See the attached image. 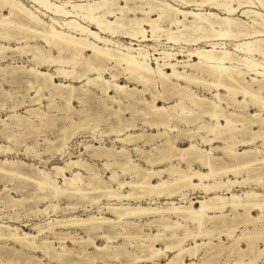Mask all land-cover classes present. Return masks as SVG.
<instances>
[{
  "label": "rangeland",
  "instance_id": "obj_1",
  "mask_svg": "<svg viewBox=\"0 0 264 264\" xmlns=\"http://www.w3.org/2000/svg\"><path fill=\"white\" fill-rule=\"evenodd\" d=\"M21 1L26 4V6L31 7L30 5L32 2L29 0ZM3 13L6 14L5 9ZM128 16L131 17L132 15L128 13ZM150 16L153 17L154 15L151 14ZM236 16H238V14ZM41 17L45 21L48 20L46 17ZM239 18L247 21L244 15L240 14ZM144 28L146 30L148 29L147 26H144ZM116 38L124 43L129 42V39L123 37ZM9 42L8 46H16L15 40ZM133 42L135 43V41ZM231 43L232 42H228V44ZM30 44H38L39 46H44L46 49L45 43L37 38L32 39ZM146 44L153 46L157 51L161 48L168 49L170 47L174 48V51H176L179 46H187V48L194 47L193 45H173L172 43H167L164 32L159 33L158 40H151L146 42ZM198 46L205 45L201 43ZM205 48L208 49L209 47L205 46ZM227 48L231 49L230 46ZM182 49L186 50L184 47ZM51 50L50 53H52V55H57L55 49ZM150 51L152 52L153 50L150 49ZM185 53L186 52H183L184 55ZM4 55L5 57L0 59V146L6 151L0 152V160L6 159L8 161L17 162L21 166L19 168L21 177L16 178L12 174L2 175L3 177H0V223L5 222L10 227L17 226L24 232L33 235L37 234L34 228L36 226H41L46 231H44L43 234L36 235V244L41 242L42 239L47 238L48 240H45L48 243H53L52 245L54 247L50 244L52 248V259H50L42 253L40 248H23L20 247L18 242L14 243L11 240H7L4 242L5 244H3L2 241H0V264H264V208L261 209L262 211L253 208L249 213H246V210L243 208L231 210L230 207H223L221 210L207 211V218H204V224L199 229L192 221L181 219V217L168 212L162 213L161 217L160 213L155 214L153 212H146L144 214L122 216L123 218L119 219L113 211L111 212V210H109L108 206L111 208L128 203L130 206L140 204L143 207L151 205L166 208L169 206L170 201L177 205H185L189 200H192L194 202L193 205L197 207V200L212 194L211 192H205L202 188H182L181 191L169 198L150 195V197L148 196L149 198L144 196L141 198L137 197L136 199H123L121 201L113 197H107L103 193L106 187L114 189L115 191L118 190L117 192L120 194H127L128 191L130 192L132 190L135 193H141L140 189L136 186H131V184L137 183L139 179L137 171L140 174L143 173L142 176H144L145 170H164L171 164L180 169H187V166H189L191 170L194 171H208L206 166L193 160V156L181 160L176 152H174L175 154L171 159L168 158L160 162L159 159L167 154L170 146L164 143L165 140L163 136L160 137L158 135L151 137V135H156L157 133L165 131L169 138L173 139H171V142L173 147L176 148L188 146L191 142L189 136H193L192 141L195 144L197 143L196 152H199V149L203 151L202 153H204V151H209L210 154L208 153V156L213 159L212 162L216 166L236 165V162H243L249 157L248 159L254 161V163L249 165L251 166L248 167L249 169H247V167L238 168V175H234L232 172L228 171L225 175L216 176V178H220L221 180L230 178L240 181L232 185L233 187L231 186L230 191L233 193L241 194L244 191L253 189V191L264 194V145L262 144L264 140L257 139L252 143L246 144L247 146L242 145L239 140L242 138L249 139L250 133L247 129L241 133L240 129L239 131L234 130V136L229 138L228 142L223 141L224 138L227 139V136H229L226 131H223L222 134L225 136L221 135L222 137L219 138L220 140L214 139L208 143L201 141L202 137H213V135L211 133L207 134L205 129L197 127L201 124L202 120L205 121V123H212L214 120L201 114L198 109L191 105L187 98L183 100L182 104L184 106L182 108L179 106L176 107L179 99L176 96H169L167 94L164 95L165 97L155 101L156 106L169 108L171 106L170 110L175 109V111H177L176 114L180 113L181 118H184L185 121L173 120L168 126L153 127L150 122H147L143 114L138 112V108L144 109L148 108L146 106H150L152 99L151 95L155 93L157 85L155 89L149 88L143 92L142 89L144 88L141 84L135 82L133 79H128L125 72H123L119 66L111 68V63L108 64V68L111 69H108V71L102 74L103 78L108 80L110 79V72L115 73L118 84L127 86V89L134 88V90H137L135 96L140 98L143 97L148 105L141 103L135 108V105L131 104L128 98H124V95H119V93L110 88L108 96L114 98L111 100L97 87L91 85V83H86L84 78L78 80L56 77L53 80L57 84L69 83L74 87V93H72L73 97L70 100V109H67L64 99L69 92L67 88H43L37 90L35 87H28L29 82L34 83V80L26 73L25 69L27 70L35 64L30 60L29 53H19L18 51H11L8 49L4 51ZM184 55H179L177 59L186 60L187 57ZM192 59L193 61H197L194 57H192ZM153 63L154 62L151 61V65L155 66ZM55 67L56 66L47 67V65L44 64L38 66V70L54 73ZM70 67V65H67L65 69H71ZM81 69V66L76 67L77 72H82L83 69ZM178 69L182 70V67H178ZM186 70L190 72L189 68H186ZM87 75L91 78L95 76L92 72H88ZM202 78L209 80L207 76H203ZM249 78V76L246 77L247 80H250ZM170 81L174 82L173 79ZM181 84L184 85V83ZM188 88L191 92L200 97L210 98L209 100L216 101L213 95L216 93V90L213 87H204L202 84H191ZM158 90H160L159 86ZM217 92L223 95L226 101L228 100L227 105L226 103L221 105H223L227 112H233V116H236L234 115L235 113H243L250 116L255 112H259L260 117L264 118V109L253 106L248 99L245 105L244 102L241 104H234V102L228 98L224 90L220 89ZM168 97L171 99H168ZM242 99L243 97L241 94H237L236 98H234V100L237 101H241ZM116 100H120V103L116 102ZM169 108H167V110H169ZM181 110H184V112L181 113ZM39 114L41 117L38 116ZM252 129L255 131L258 129V126L253 125ZM127 135L129 136V138L127 137L128 139L121 141L117 139L119 137L124 138ZM130 135H132V137ZM88 145L90 147L87 148L86 146ZM224 146L227 148L230 147L229 149L233 151L234 154H238L245 149H251L252 153L249 152L248 154L251 156L246 155V158L240 155L242 158L239 157L237 161L229 158L220 149ZM98 147H100V149L102 148L101 152ZM255 148L259 151L257 152ZM116 151H122L128 155L133 164L137 165L138 169L126 167L124 169V167L119 165L118 163L123 161V155L121 153H116ZM105 152H113L117 155L114 154L113 157L107 159L106 156H101V154ZM147 159H149L151 163L146 162ZM68 160H80L81 166L72 167L70 170L65 169L63 174L66 177H70L71 173L78 172L80 174V181L78 184L85 188V194H68L64 190L65 186L63 185L62 175L59 176V174L54 173L55 167L64 166L65 162ZM107 160L109 162H107ZM36 168L43 173H47L49 176L51 175L50 178L56 181L57 185L62 190H60L59 197H50L47 190H44L41 184L33 182L32 179L25 178L27 173L31 174V171L36 170ZM86 168H88V170H86ZM92 172L93 175L91 174ZM112 173H114L115 179L117 180H115L116 182L124 183L123 187L117 189L116 182L110 180ZM94 175L99 177L105 184L101 183L99 186L94 187L96 189H92L91 186H83L90 181L94 182L92 179ZM161 177L167 178L170 176H168L166 171H163L161 172ZM242 179L243 181H241ZM193 180L197 182L196 179ZM156 181V176L150 178V182L155 183ZM128 182L130 183L127 184ZM206 182L210 183L212 179H205L204 183ZM217 193L227 196V191L224 189L218 190ZM181 194L185 196L182 200L179 199ZM8 196L21 198L23 202L18 203L19 205L13 204L11 207L5 204V207L3 206V201H5ZM149 199L152 200L150 201ZM52 205H55L58 210L56 207L53 209ZM43 209L46 210L44 214L40 213ZM92 216H103L110 223L109 225L108 221L103 222V224L100 223L101 225L99 224V228L93 230L87 223L81 224L65 221L72 217H74V219H87ZM256 217L258 219H252ZM167 219L168 222H166ZM171 222H177L181 225H176V227H172L173 229L164 227V224ZM57 224H59V226ZM200 230L202 232L206 231L208 234L199 235L194 238L191 236H184L186 233L198 232ZM146 235H155V237L149 238L148 240ZM107 238L108 240H106ZM149 242L153 243L152 245L155 248L164 249L161 255L159 254L149 258L151 254V252L147 250V246L150 245ZM195 244H197V246H195ZM167 245L176 246L168 250L165 248ZM104 247L106 249H104ZM98 248L101 250H98ZM180 248H182V252L177 255ZM17 249L18 251L16 252ZM102 251L105 253L101 254ZM52 253L55 254L53 255ZM57 255H59V257ZM89 256L91 259H89ZM174 257L175 259H171ZM56 259H58V261Z\"/></svg>",
  "mask_w": 264,
  "mask_h": 264
},
{
  "label": "bare ground",
  "instance_id": "obj_2",
  "mask_svg": "<svg viewBox=\"0 0 264 264\" xmlns=\"http://www.w3.org/2000/svg\"><path fill=\"white\" fill-rule=\"evenodd\" d=\"M29 1L32 2L30 5L31 7L26 6V4H24L21 0H0V59L5 57L4 51L8 49L11 51H18L19 53H29L30 60L36 65L34 64V66H31L27 70L25 69L26 73L34 80V83L29 82L28 87H35L37 90L43 88H67L69 90L67 93L68 95L67 97H63L65 99L67 109H70V100L73 97L72 93H74V87L69 83L57 84L53 79L56 77L78 80L84 78L86 83H91V85L97 87L107 96L109 95L108 91H110V88L119 93V95H124V98H128L130 100L129 102L135 105V108H137V106L141 103L148 105L147 102L144 101L143 97L140 98L135 96V94H137V90H134V88L127 89V86L118 84L115 73L110 72V79L108 80L103 78L102 74L105 71H108V64L111 63V68L114 66H119L120 69L125 72V75H127L128 79H133L135 82L141 84L144 88L142 89L143 92L149 88L155 89L157 85L155 93L151 95L152 99L150 106L148 105L146 106L148 108L144 109L138 108V112L142 113L147 119V122H150L153 127L157 128L158 126H168L170 122H173V120H179L181 122L183 120L185 121L184 118H181L180 113L176 114L177 111H175V109L170 110L171 106L170 108L156 106L155 101L165 97L164 95L167 94L169 96H176L179 99L178 103L176 104L177 106L175 105L176 107L179 106L182 108L184 106L182 102L185 98H187L191 105L198 109L201 114L214 120L212 123H205V121L202 120L201 124L197 127L205 129L207 134L211 133L213 135V137H202L201 141L208 143L214 139H219L222 137L221 135H223V131H226L229 136H227V139L224 138L223 141L228 142L229 138L234 136V130L239 131L240 129L241 133L245 129H247L250 133L249 139H243L241 136L242 139H240L239 142L242 145L252 143L257 139L264 140V118L260 117L259 112H255L250 116H247L243 113H235L234 115L237 117L233 116V112H227L223 105H221L223 103H226L227 105L228 100L226 101L225 98H223V95H220L217 92L220 89L224 90L228 95V98L231 99L234 104H241L244 102L245 105L248 99L249 102L251 101L253 106L259 109H264V0ZM4 9L6 10V14L3 13ZM128 13L132 16L129 17ZM151 14L154 16H150ZM237 14L238 16H236ZM240 14L244 15L247 21L239 18ZM41 16L46 17L48 20L45 21ZM144 26H147L148 29L146 30ZM160 32L165 33L167 43H172L173 45H193L194 47L187 48V46H183L186 49L184 50L182 49L183 47L179 46L177 47L178 50L176 51H174V48L172 47L168 49L161 48L157 51L153 46L147 45L146 42L158 40ZM116 37L129 39V42L124 43ZM34 38L44 42L46 49L44 46H39L38 44H30V41ZM11 40L16 41V46H8L10 43L9 41ZM133 41H135V43ZM228 42L232 43L228 44ZM201 43H204V45L209 48L206 49L205 46H198ZM228 46H230L231 49L227 48ZM51 49H55L57 55H52V53H50L52 51ZM150 49L153 51L151 52ZM183 52H186L185 55ZM179 55H184L187 57V59L179 60L177 59ZM192 57L196 58L197 61H193ZM151 61L154 62L153 64H155V66L151 65ZM44 64H46L47 67L56 66L55 70L53 71L54 73H47L45 71L38 70V66ZM67 65H70L71 69H65V66ZM77 66H81L83 69H81L82 72L76 71ZM178 67H182V70H179ZM186 68H189L190 72H188ZM88 72L94 73L95 76L92 78L89 77L87 75ZM203 76H207L209 80L202 78ZM247 76L250 77V80L246 79ZM171 79H173L174 82H171ZM181 83H184V85ZM191 84H202L204 87H213L216 90V93L213 94L216 101L209 100L210 98L207 99L205 97H200L191 92V90L188 88V86ZM158 86L160 87V90H158ZM237 94L242 95L243 99L241 101L234 100ZM108 98L111 100L114 99L112 96H108ZM169 98L170 97H168V99ZM119 101L120 100H116V102L120 103ZM167 108H169V110H167ZM183 112L184 110H181V113ZM38 116L41 117L40 114ZM253 125L258 126V129L254 131L252 129ZM158 135L160 137L163 136L165 140L164 143L169 144L170 146L167 154L159 159L160 162L168 158L171 159L175 154L174 152H176L181 160L186 159V157L193 156L194 159H192L201 163L203 166H206L208 171H194L191 170L189 166H187V169H180L173 164L169 165V167L165 168L164 170H145L144 176H142L143 173L140 174L137 171V176L139 179L137 183L131 184V186H136L138 189H140L141 193H135L132 190L130 192L128 191L127 194H120L117 192L118 190L115 191L114 189H109L106 187V190H103L104 195L110 198L113 197L118 201L123 199H136L137 197L141 198L144 196L150 197V195H156L157 197L165 196L169 198L181 191L182 188L186 187H190L192 189L202 188L205 192H211L212 194L197 200V207L193 205L194 202L192 200H189V202L185 205H177L176 203L170 201L169 206L166 208L151 205L143 207L140 204L130 206L128 203L120 204L119 206L111 208L108 206L109 210H111V212L113 211L119 219L123 218L122 216H132L144 214L146 212H153L155 214L160 213L161 217L162 213L168 212L181 217V219L192 221L197 226V228L200 229L204 224V218H207V211L221 210L223 207H230L231 210L243 208L246 210V213H249V211H251L253 208L257 210L264 208V194L261 192L253 191L252 189L250 191H244L241 194H236L231 192L230 188L232 185L239 183L240 181L227 177L225 180L216 178V176L218 177L225 175L228 171L232 172L234 175H238V168L247 167V169H249L248 167H251L249 165L254 163L253 160L248 159L249 157L246 158V155H250L248 153L251 152V149H245L238 154H234V152L229 149L230 147L227 148L224 146L220 149L229 158L237 160L240 155H243L246 160L239 163L235 161L237 163L236 165L216 166L212 162L213 159L208 156L209 151H204V153H202L203 151L199 149V152H196L197 143L195 144L192 141L193 136H189L191 142L188 146L176 148L173 147L171 142L173 139L169 138L165 131L162 133H157L156 135L152 134L151 137ZM130 136L132 137V135ZM127 137L129 138L127 135L124 138L119 137L117 139L121 141L128 139ZM262 144L264 145V143ZM86 147L88 148L90 146L88 145ZM98 148L100 149V147ZM1 149L3 148L0 146V152L6 151L5 149ZM101 151L102 148L100 149V152ZM256 151L258 152L259 150L256 149ZM116 153H121L123 155V161L118 164L124 167V169L125 167L136 170L138 169L137 165L133 164L130 157L124 152L116 151ZM114 154L115 153L113 152H105L102 153L101 156H106L108 159L113 157ZM240 158H242V156ZM107 162L109 161L107 160ZM146 162L151 163L149 159H147ZM79 166H81L80 160H68L65 162L64 166L55 167L54 173L59 174V176L62 175L63 185L65 186L64 190L68 194L80 195L84 193L85 188L78 184L80 181V174L78 172L73 174L71 173L70 177H66L63 174L65 169L70 170L72 167ZM20 167L21 166L15 161H8L6 159L0 160V177L2 175L5 176L7 174H12L16 178H20ZM86 170H88V168H86ZM163 171H166L170 177L162 178L161 172ZM91 174L93 175V172ZM50 176L47 173L37 170L36 168V170L31 171V174L27 173L25 178L32 179L33 182L41 184L44 190H47V193L50 195V197H59L61 189L57 185L56 181L52 180ZM153 176L157 177V181L155 183L150 182V178ZM208 178H211L212 182L204 183V180ZM92 179L94 182L90 181L85 185H82L91 186L92 189H96L94 187L99 186L101 183L105 184L96 175H94ZM193 179H196L197 182ZM110 180L113 182L116 180L114 173L111 174ZM241 181H243V179ZM129 183L130 182L127 184ZM116 185L117 189H119L120 187H123L124 183L116 182ZM221 189L227 191V196L217 193V191ZM184 194L180 195V200L185 198ZM22 200L23 199L21 198H13L8 196L5 201H3L4 203H2L4 204L3 206L6 204L7 206L11 207L13 204L23 202ZM55 207V205H52L53 209ZM45 211L46 210L43 209L42 212H39L44 214ZM257 217L252 219H258ZM65 221L81 224L87 223V225H90L93 230H96L99 228L100 223L103 224V222H107L108 220L103 216H92L87 219H74V217H72ZM166 222H168V219ZM109 223L110 222L108 221V225ZM57 225L59 226V224ZM176 225L181 224L177 222H171L164 224V227L172 228L176 227ZM34 229H36V235L41 233L43 234V232L46 231L41 226H36ZM203 234H208V232H202L200 230L198 232L194 231L186 233L184 236H191L194 238ZM36 235L24 232L17 226L10 227L5 222L0 223V241H2L3 244H5L4 242L7 240H11L14 243L18 242L20 247L23 248H40L42 253H44L47 258L52 259L51 245L53 243H48L46 241L48 239L45 238L46 240L42 239L41 242L36 244ZM146 237H148L149 240V238H154L155 235H146ZM106 240H108V238ZM152 244L153 243H150L148 246L146 245L147 250L151 252L149 258L159 254L161 255L164 250L155 248ZM175 246L176 245H167L165 248L169 250L173 249ZM195 246H197V244H195ZM104 249L106 248L104 247ZM181 249L182 248H180V251L177 253V255L182 252ZM98 250L101 249L98 248ZM17 251L18 249L16 252ZM103 251L101 254L105 253ZM52 254L54 255L55 253ZM57 256L59 257V255ZM100 256L102 257V255ZM89 259H91L90 256ZM171 259H175V257ZM56 260L58 261V259Z\"/></svg>",
  "mask_w": 264,
  "mask_h": 264
}]
</instances>
